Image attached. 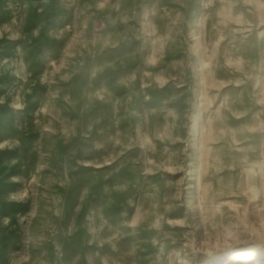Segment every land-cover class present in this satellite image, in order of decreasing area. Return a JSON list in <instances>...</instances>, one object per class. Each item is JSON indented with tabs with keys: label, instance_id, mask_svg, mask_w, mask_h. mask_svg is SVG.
I'll list each match as a JSON object with an SVG mask.
<instances>
[{
	"label": "rangeland",
	"instance_id": "obj_1",
	"mask_svg": "<svg viewBox=\"0 0 264 264\" xmlns=\"http://www.w3.org/2000/svg\"><path fill=\"white\" fill-rule=\"evenodd\" d=\"M0 264H264V0H0Z\"/></svg>",
	"mask_w": 264,
	"mask_h": 264
}]
</instances>
